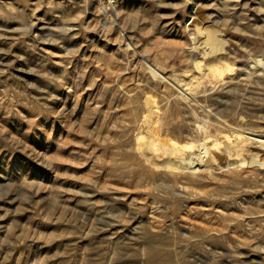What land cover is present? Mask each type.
I'll use <instances>...</instances> for the list:
<instances>
[{"label": "rangeland", "instance_id": "374dc122", "mask_svg": "<svg viewBox=\"0 0 264 264\" xmlns=\"http://www.w3.org/2000/svg\"><path fill=\"white\" fill-rule=\"evenodd\" d=\"M0 264H264V0H0Z\"/></svg>", "mask_w": 264, "mask_h": 264}, {"label": "bare ground", "instance_id": "6f19581e", "mask_svg": "<svg viewBox=\"0 0 264 264\" xmlns=\"http://www.w3.org/2000/svg\"><path fill=\"white\" fill-rule=\"evenodd\" d=\"M215 34V33H214ZM211 39L213 38V35H211V37H210ZM213 40V39H212ZM226 165V164H225ZM224 166V165H223Z\"/></svg>", "mask_w": 264, "mask_h": 264}]
</instances>
